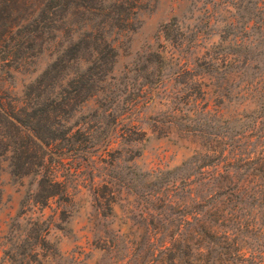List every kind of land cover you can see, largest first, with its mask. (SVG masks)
Here are the masks:
<instances>
[{"label":"rangeland","instance_id":"obj_1","mask_svg":"<svg viewBox=\"0 0 264 264\" xmlns=\"http://www.w3.org/2000/svg\"><path fill=\"white\" fill-rule=\"evenodd\" d=\"M63 15L9 34L0 23V90L37 118L60 109L74 133L50 147L28 149L26 139H17V159L12 140L0 144L7 151L0 157V264H217L224 249L211 236L229 229L238 245H254L257 229H264V0H145L126 28L95 15L83 25L91 15L77 8ZM167 23L175 34L170 40L163 35ZM86 28L104 32L113 47L104 59L111 63H93L87 50L66 58L65 49ZM207 49L234 59L207 78L206 96L221 109V129L232 144L228 136L168 121L180 85L174 79L140 90L151 52L163 51L171 63L194 61ZM88 67L93 77L67 83ZM49 68L40 86L37 79ZM89 85L93 95L66 104ZM49 120H41L43 128ZM1 132L8 140L12 128L2 124ZM42 152L66 186L65 195L45 203L35 197L39 165L26 163L27 155L38 161ZM204 153L215 154L212 163L220 160L223 168L233 165L238 184L257 192L249 197L222 186V173L176 187L180 173L196 172L181 170L182 163ZM15 163L22 172L12 171Z\"/></svg>","mask_w":264,"mask_h":264},{"label":"trees","instance_id":"obj_2","mask_svg":"<svg viewBox=\"0 0 264 264\" xmlns=\"http://www.w3.org/2000/svg\"><path fill=\"white\" fill-rule=\"evenodd\" d=\"M144 1L145 0H0V13H2L0 23L6 26L5 30L9 34L14 31L16 26L38 25L39 22L46 17L55 21L57 17H65L63 14L68 12L71 8H77L81 9L83 13L89 12L91 15L84 19L83 25L87 24L88 19H91L92 15H95L102 16L105 23L126 28L131 24L132 15L135 14ZM16 6L17 16H15ZM20 8L25 11H21ZM29 9H31V11L25 14ZM163 35L168 40L173 39L175 36V34L168 29V23L165 24L163 28ZM83 50L89 51L93 56V59L90 60L93 63L100 61L101 66H106L108 62L111 63L113 60L111 57L109 60L104 59V52L106 51L108 54L113 53V47L109 45L104 32L100 29L86 28L81 31L78 39L75 42L72 41L71 45L65 49L66 58L78 57ZM212 50L213 49H207L202 55H197L194 61H190L188 58L180 59L177 57L176 61L171 63H169V59H167L163 51L151 52L149 55H152L154 58L151 56L145 58V60L149 62L145 65L149 73L141 75L140 90L144 92L150 87L159 89L163 85L165 86L171 79H174V81L178 82L180 85L176 91L172 92L170 97L174 102V107L170 110V119L168 121L177 123L185 128L213 133L219 138L225 139L226 136H228L230 137V143L234 142L232 141L233 137L230 136L228 130L225 129L222 131L221 129V127H223L219 118L221 109L219 107H210L206 96L207 87L210 84L207 78H212L214 72L220 70L222 67L230 65L234 59L232 60L230 57L222 54L215 55V51ZM152 64H155V66L151 71L150 68ZM172 65L175 66L174 70H171ZM155 68H157L159 73L157 77H152V74L157 72L154 70ZM90 69L91 68L88 67L86 71L81 73L78 72L67 83L70 85L74 81H78L75 80L76 77L80 79L87 74L93 77L94 73L88 72ZM50 74V68L46 69L41 76H39L36 83L41 86L44 78H50ZM39 85L38 87H40ZM94 88L93 85L85 87L84 91L79 92L76 97H70V100H68L66 104L85 101L94 94ZM28 89H30V86L27 88V91H25L23 100L30 102L29 100L33 99L32 90ZM136 101L137 99H133L126 103V108L132 107ZM122 102H126V100L123 99ZM36 116V111H29L17 105V97L0 90V125L3 124L12 128V132L9 135L10 139L8 140L4 132L0 133V144L5 142L8 143L9 140H12L14 144L12 157L15 159H17V156H20L17 154V144H19L17 139L21 141L26 139L28 149H30L36 145H40V147H50L58 144V141L69 139L74 135L70 127H65L63 122L65 117H63L60 109L59 111L48 109L44 115L38 118ZM53 117L60 119L58 120L59 127L58 125L51 124V119ZM35 119L37 120L35 121ZM42 119H50L47 123L48 125L44 128L42 127L43 124H41ZM133 132L137 133L138 131L134 130ZM232 151H234V149ZM6 152H0V157ZM222 154L223 152L219 154L218 158H220ZM22 156L25 157V155ZM38 156V161H32L30 155H27L26 163L28 169L30 163L39 165L41 177L38 181V190L35 193V197L37 201L45 203L53 196L65 195L66 186L63 181L55 177L53 169H51L49 163L46 161L45 152H42V154ZM215 157V154L212 153L193 155L191 159L184 161L179 168L185 170V168L191 169L194 167L196 172L180 173L178 176L180 178L179 183H175L176 180H173V183L177 185L176 187H183L196 180L212 179L219 173H222V186H233L236 188L235 192L237 194L242 193L244 196L248 195L249 197H252L255 192H257V190L250 192L253 190V187H247L246 183L238 184L239 179H237L234 173V169L232 168L233 165L229 168H223L220 160L212 163ZM14 167L15 168L12 170L14 173L17 174V172H22L17 169V163H15ZM23 172L27 171L24 169ZM231 230L233 229L225 230L222 233H215L211 236L213 242L220 244V247L224 249L225 257L217 264H264L263 226L257 229L259 236L256 240L258 241L254 245H249L248 247L238 245V237L235 236V232ZM212 264L216 263L213 261Z\"/></svg>","mask_w":264,"mask_h":264}]
</instances>
